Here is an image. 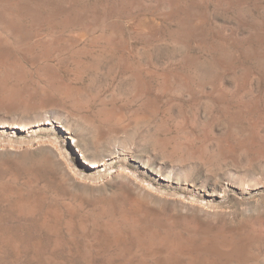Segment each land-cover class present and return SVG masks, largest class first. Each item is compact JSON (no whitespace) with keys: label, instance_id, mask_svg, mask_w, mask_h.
I'll return each instance as SVG.
<instances>
[{"label":"rangeland","instance_id":"obj_1","mask_svg":"<svg viewBox=\"0 0 264 264\" xmlns=\"http://www.w3.org/2000/svg\"><path fill=\"white\" fill-rule=\"evenodd\" d=\"M0 17L21 70L0 65L16 92L0 94V264H84L64 253L85 245L89 264H120L97 254L92 219L124 210L196 239L202 262L227 247L264 259V0H0ZM147 258L131 263L165 264Z\"/></svg>","mask_w":264,"mask_h":264},{"label":"bare ground","instance_id":"obj_2","mask_svg":"<svg viewBox=\"0 0 264 264\" xmlns=\"http://www.w3.org/2000/svg\"><path fill=\"white\" fill-rule=\"evenodd\" d=\"M1 18V17H0ZM72 23V22H71ZM11 27V26H10ZM9 27V28H10ZM57 27V26H56ZM59 27V26H58ZM65 27V26H64ZM70 27V26H69ZM53 29V28H52ZM7 30V29H6ZM11 31H9V29L7 31H9V33H16V30L15 29H12L10 28ZM16 35V34H15ZM52 37V36H51ZM53 38V37H52ZM60 38V37H59ZM50 39V38H49ZM54 39V38H53ZM58 39V37H57ZM62 39V38H61ZM69 40V38H67ZM66 39V40H67ZM73 39V38H72ZM70 39V40H72ZM47 40V39H46ZM44 41V39H43ZM38 42V41H37ZM34 43V44H37ZM39 42H41V40H39ZM47 42V41H46ZM50 42V41H49ZM68 42V41H67ZM66 42V43H67ZM75 42V41H74ZM63 43V42H62ZM42 44V43H41ZM64 44V43H63ZM74 44V43H73ZM49 45V44H48ZM71 46V44H69ZM8 46V45H7ZM30 46V44H29ZM35 46V45H34ZM50 46V45H49ZM48 46V47H49ZM32 47V45H31ZM47 47V46H46ZM67 47V46H66ZM36 48V47H35ZM44 48V46H43ZM52 48V47H51ZM62 48V47H61ZM70 48V47H69ZM68 48V49H69ZM75 48V47H73ZM71 47V49H73ZM82 48V47H81ZM39 49V47L37 48ZM40 49H42L40 47ZM56 49V48H55ZM90 49V48H89ZM6 50V49H5ZM61 50H64L63 48ZM75 50V49H74ZM8 51V50H7ZM6 51V52H7ZM32 51V50H31ZM47 51V50H46ZM46 51H44V53H46ZM51 51V49H50ZM60 51V50H59ZM81 51V50H80ZM4 51H2V53L0 52V65L1 67H8V69H6L4 72L7 74V76H11V74H17V73H20V68L19 69H12L10 68L8 65H6L5 62H7L9 59H10V55L7 53H3ZM67 52V51H66ZM72 52V51H71ZM28 53V52H27ZM31 53V52H30ZM28 53V54H30ZM42 51L37 54L36 56L40 57V59H44V54ZM59 52H57L56 54H58ZM63 53V51L61 52ZM60 53V54H61ZM68 53V52H67ZM75 53V52H74ZM59 54V55H60ZM27 55V54H26ZM50 55V54H48ZM35 55H33L32 57H34ZM47 56V55H46ZM37 57V58H38ZM53 57H58V55L55 56V53H54V56ZM33 59V58H32ZM52 59V57L50 58V60ZM54 59V58H53ZM14 60V59H13ZM32 61V60H31ZM35 61V60H34ZM33 61V62H34ZM38 61V60H37ZM44 62V61H43ZM60 62V61H59ZM14 63V62H13ZM12 63V64H13ZM41 63V62H40ZM47 63V62H46ZM18 64V63H17ZM45 63H43L44 65ZM16 65V64H15ZM23 65V64H22ZM34 65V64H33ZM32 65V66H33ZM41 65V64H40ZM40 65H37V66H40ZM47 65V64H46ZM20 66V65H19ZM31 66V67H32ZM35 70V68H34ZM47 71V70H46ZM3 72V71H1ZM14 72V73H13ZM17 72V73H16ZM23 73V72H22ZM5 74V75H6ZM39 74V73H38ZM21 75V74H20ZM23 77V75H22ZM16 78H17V75H16ZM24 79V78H23ZM10 80H12L10 78ZM9 87V86H8ZM8 87H5L3 83L0 84V94L3 96V98L5 99L4 102H6L7 104H10L12 101H9L8 99H6V97H10V96H14L16 95V92L11 90L10 88L8 89ZM27 89V88H26ZM67 89V88H66ZM61 93V92H60ZM36 95V93H35ZM20 97V96H19ZM14 98V97H13ZM3 99V100H4ZM16 99V98H15ZM1 100V99H0ZM7 100V101H6ZM21 100V99H20ZM2 101H0V106L2 105L1 103ZM14 103V102H13ZM20 103V101L18 102ZM29 103V102H28ZM35 103V102H34ZM17 106V102L15 104ZM20 105V104H19ZM18 105V106H19ZM31 106V103L28 104V106ZM6 106V105H5ZM5 106H3L5 108ZM29 106V107H30ZM22 107V106H21ZM25 107V106H24ZM27 107V105H26ZM25 107V108H26ZM1 108V107H0ZM15 109V106L13 107ZM10 110V108H7ZM12 109V108H11ZM17 109V108H16ZM7 112V111H6ZM112 112V111H110ZM113 113V112H112ZM111 113V114H112ZM107 114V113H106ZM107 115H110L107 114ZM122 115V114H121ZM120 115V116H121ZM120 116L119 119H120ZM55 118V117H54ZM111 119V118H110ZM7 121V120H6ZM51 121V120H50ZM20 122V121H19ZM41 124V123H40ZM43 124H47L48 125V122L46 123H43ZM33 126L32 122H24V121H21L20 123H15V125L13 126V128H17V129H27V128H31ZM62 127V126H61ZM64 130H66L67 132H72L70 131L69 128H64ZM73 135V134H72ZM109 137V136H108ZM107 138V137H106ZM74 146L77 147V144H76V141L73 142ZM80 145V144H79ZM116 147V146H115ZM114 148V147H113ZM80 149V147H79ZM124 149L125 146H124ZM128 150V149H127ZM80 152H82L83 150H79ZM123 151V150H122ZM130 150H128L129 152ZM208 151V150H206ZM80 156H81V159H82V162L83 164H86L92 168H97V167H100L102 165H105L104 161L106 160V158L104 159H94V158H91L89 157L88 155H85V154H82L80 153ZM125 152V151H124ZM131 152V151H130ZM204 152V151H203ZM112 153V152H111ZM116 153V152H115ZM114 153V154H115ZM119 153V152H118ZM127 153V152H126ZM87 154V153H86ZM113 154V153H112ZM146 161V160H145ZM151 161V160H150ZM143 161H141L142 163ZM149 162V161H148ZM150 163V162H149ZM147 164V163H146ZM145 165V164H143ZM145 167V166H143ZM160 169H158L159 171ZM157 171V170H155ZM123 172V171H122ZM154 172V171H153ZM166 172V171H165ZM168 172V171H167ZM171 172V171H170ZM120 173V172H119ZM125 174V173H124ZM159 175H160V171H159ZM164 175V174H163ZM162 176V175H161ZM122 177V176H121ZM164 177H166V180L165 181H170V180H173V179H170V175L167 174L166 176L164 175ZM179 177V176H178ZM178 177L176 178L177 181H178ZM16 178V177H15ZM180 178V177H179ZM182 179V178H180ZM11 182V181H10ZM31 182V181H30ZM171 182V181H170ZM179 182V181H178ZM5 183V182H4ZM3 183V184H4ZM25 183V182H24ZM174 183H176L174 181ZM20 184V183H19ZM3 186V185H2ZM17 186V185H16ZM1 190V189H0ZM19 191V190H18ZM3 192V191H2ZM3 194V193H1ZM9 195V194H8ZM21 196H23L21 194ZM16 197V196H14ZM4 198V197H3ZM24 198V197H23ZM8 199V198H7ZM128 199V198H127ZM9 200V199H8ZM30 200V199H29ZM36 201V200H35ZM127 201V200H126ZM140 201V200H139ZM37 202V201H36ZM40 203V202H39ZM134 203V202H132ZM141 203V202H140ZM4 204V203H3ZM9 204V203H8ZM126 204V203H125ZM136 204V202H135ZM138 204V203H137ZM20 205V204H19ZM36 205V204H35ZM69 205V204H68ZM133 205V204H131ZM7 206V205H6ZM27 206V205H26ZM67 206V205H66ZM15 207V206H14ZM17 207H18V213H22V211L19 212V210L21 209L18 204H17ZM131 207V206H130ZM29 208L30 206L28 207H24L23 209L27 210V212L29 211ZM67 208V207H65ZM70 208V207H69ZM132 208V207H131ZM138 208V207H137ZM152 208V207H151ZM4 209V208H3ZM50 208H48L49 210ZM112 209V208H111ZM125 209V208H124ZM136 208H134L135 210ZM22 210V209H21ZM52 210V209H50ZM98 210V209H97ZM102 210V209H101ZM115 210V209H114ZM128 210V209H127ZM53 211V210H52ZM71 211V210H70ZM113 211V210H112ZM48 212V211H47ZM54 212V211H53ZM52 212V213H53ZM73 212V211H72ZM71 212V213H72ZM132 212V213H131ZM123 211V212H110V213H104V214H98L97 216H94L93 219H92V222H100V221H104V224L102 225L103 229H104V232L102 234H99V233H94V236L93 237V240L97 243V249H96V252L98 255H103V254H109L107 255V259H111V256H114V258H119L121 261L120 264H132L131 262L132 261H135L137 258H143L144 259L146 257L150 258L152 261H154L155 263H159V262H164L165 264H174L173 261L177 258V257H180V258H184L185 260V263L183 264H264V259H261V258H258L256 256H254V254L252 253L251 255H247V254H244L242 252H237L234 248H229L227 247L226 245V251H223V252H208L210 253V255L213 257V260H207L205 259L203 262L202 260H200L194 253H191L192 251H189V248L190 247H193V246H197L195 245L196 243V239H188V240H183L181 239V231H176L174 229H172L173 227L175 226H168V225H163L164 227H162L164 229V231L162 232V234L156 232V230L154 229L155 226L159 225L160 224V220L159 219H156V216L155 218H153V216H149V214H144V213H141L140 211L136 210V211ZM17 213V212H16ZM50 214V212H48ZM55 213V212H54ZM46 214V213H45ZM56 214V213H55ZM62 214V213H61ZM74 214V213H73ZM25 215V214H24ZM69 215V214H68ZM153 215V214H152ZM2 216V214H1ZM46 216V215H45ZM57 216V214H56ZM59 216V215H58ZM35 217V216H34ZM61 216H59L58 218H60ZM65 217H66V214H65ZM72 217V216H71ZM12 218V217H10ZM14 218V217H13ZM31 218V217H30ZM46 218V217H45ZM52 218V217H51ZM54 219L56 217H53ZM7 219V218H6ZM164 219V218H163ZM32 218L30 219V222H31ZM34 220V218H33ZM46 220V219H45ZM60 220V219H59ZM80 220V219H79ZM17 220H15L16 222ZM47 221V220H46ZM53 221V220H52ZM66 221V220H65ZM64 221V222H65ZM171 221V220H170ZM169 221V222H170ZM2 222V221H1ZM38 222V221H37ZM50 222V221H48ZM47 222V223H48ZM81 222V221H80ZM143 222V224L141 225V223ZM21 223V222H20ZM36 223V222H35ZM67 223V221H66ZM161 223H164V222H161ZM30 224V223H29ZM41 224V222H40ZM44 224V223H43ZM51 224V223H50ZM49 224V226H50ZM60 224V223H59ZM64 224V223H63ZM165 224V223H164ZM47 225V224H46ZM45 225V227H46ZM81 225V224H80ZM99 225V224H98ZM173 225V224H171ZM52 226V225H51ZM205 226V225H204ZM208 226V225H207ZM1 227V226H0ZM79 227V226H78ZM180 227V226H179ZM188 227V226H187ZM256 227V226H254ZM37 228V227H36ZM62 228V227H61ZM99 228V227H98ZM121 228H124V230H122ZM210 228V227H208ZM259 228V227H258ZM53 229V227H52ZM67 229V228H66ZM79 229V228H78ZM162 229V230H163ZM262 229V228H261ZM61 230V229H60ZM59 230V231H60ZM83 230H85L83 228ZM87 230V229H86ZM203 230V229H202ZM259 230V229H258ZM19 231V230H18ZM77 231V230H76ZM206 231V230H205ZM10 232V231H8ZM38 232V231H37ZM46 232V231H45ZM52 232V234H55L53 232L55 231H50ZM71 232V230L69 231ZM75 232V231H74ZM73 232V233H74ZM80 232V231H79ZM83 231H81L82 233ZM190 232V231H189ZM188 232V233H189ZM204 232V230H203ZM7 233V232H5ZM4 233V234H5ZM40 232H38L39 234ZM60 232H58L57 234L59 235ZM78 233V232H77ZM76 233V234H77ZM10 233H7V237ZM12 234V233H11ZM10 234V236H11ZM49 234V233H48ZM61 234V233H60ZM71 234V233H69ZM75 234V235H76ZM89 234V233H88ZM88 234L87 237H88ZM259 234V233H258ZM261 234V233H260ZM259 234V235H260ZM72 235V234H71ZM85 235V236H86ZM262 235V234H261ZM0 236H3L2 234ZM52 236V235H51ZM73 236V235H72ZM79 236V235H78ZM84 236V238H85ZM218 236V235H216ZM75 237V236H74ZM92 237V236H91ZM73 238V237H72ZM81 238V236H80ZM210 238V237H209ZM208 238V239H209ZM258 238V237H257ZM4 239V238H2ZM6 239V238H5ZM11 239V238H10ZM13 240V239H12ZM11 240V241H12ZM44 240V238H43ZM54 243L53 245L51 246V251L52 253H58V251L62 248L63 250V246L62 244H60V242L58 241L57 238L54 237ZM52 240V242H53ZM67 240V239H66ZM202 240V239H201ZM4 241V240H2ZM11 241H8V242H11ZM73 241V240H72ZM78 241V240H77ZM212 241H213V238H212ZM256 241V240H255ZM7 242V243H8ZM71 242V241H70ZM76 242V241H75ZM91 242V241H90ZM224 242V241H223ZM68 243V242H67ZM87 243V241H86ZM202 243V242H201ZM212 243H215V241H213ZM226 243V242H225ZM229 243V241H228ZM227 243V244H228ZM240 243V242H239ZM26 244V243H25ZM29 244V243H28ZM79 244V243H78ZM219 244V243H218ZM230 244V243H229ZM254 244V243H253ZM264 244V243H263ZM5 245V244H3ZM7 245V244H6ZM21 245V244H19ZM18 245V246H19ZM40 245V244H39ZM77 245V244H76ZM85 245V244H84ZM9 247H11L10 249L17 251V256H19V254L22 252H20V249L19 248H16V247H12V245H7ZM95 246V245H94ZM205 246V245H204ZM220 246V245H219ZM259 246V245H258ZM27 247V246H26ZM206 247V246H205ZM210 247V246H209ZM32 248V247H31ZM31 248H25L23 247V249L21 250H26V249H31ZM33 248L37 249V247L33 246ZM32 248V249H33ZM39 248V247H38ZM250 248V247H249ZM255 248V247H254ZM77 249V248H76ZM80 249V248H79ZM77 249L76 250V253H72L71 250L68 251V253H64L65 255H67V257H71V256H74L75 254H80L82 260L84 261V264H89V259L91 258V253L89 252L91 247L89 245H85V248L82 249V250H79ZM191 249V248H190ZM219 249V248H218ZM258 249V248H257ZM40 250V248L38 249ZM73 250V249H72ZM75 250V249H74ZM195 250V249H194ZM210 250V249H209ZM212 250V249H211ZM210 250V251H211ZM34 251V250H33ZM217 251V250H216ZM194 252V251H193ZM249 252V250L247 251ZM263 253V252H262ZM48 254V253H47ZM96 254V253H95ZM249 254V253H248ZM21 255V254H20ZM39 255V254H38ZM44 255V254H43ZM264 255V253L262 254V256ZM24 256V255H23ZM200 256V255H199ZM31 257V255H30ZM35 257V256H34ZM202 257V256H201ZM204 257V255H203ZM9 258V257H8ZM17 258V257H15ZM25 258V257H24ZM38 258V256L36 255V259ZM46 258V261L47 263H52L53 262L55 263V261H53V258L52 256L48 257H45ZM147 258V259H148ZM207 258V257H206ZM11 259H14V258H11ZM40 259V258H38ZM37 259V260H38ZM92 259V258H91ZM4 260V259H3ZM7 260V259H6ZM14 260H19V259H14ZM8 261V260H7ZM92 261V260H90ZM180 261V259L178 260ZM12 262V261H11ZM32 262V261H30ZM39 262H42L39 260ZM56 263H59V264H64V262H56ZM109 264H112L111 262ZM134 264V263H133Z\"/></svg>","mask_w":264,"mask_h":264}]
</instances>
